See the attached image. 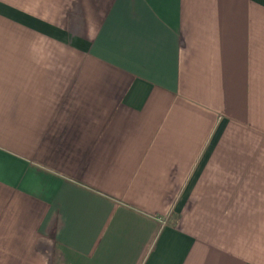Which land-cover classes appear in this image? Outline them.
Segmentation results:
<instances>
[{
	"label": "crops",
	"instance_id": "obj_1",
	"mask_svg": "<svg viewBox=\"0 0 264 264\" xmlns=\"http://www.w3.org/2000/svg\"><path fill=\"white\" fill-rule=\"evenodd\" d=\"M0 264H264V0H0Z\"/></svg>",
	"mask_w": 264,
	"mask_h": 264
}]
</instances>
